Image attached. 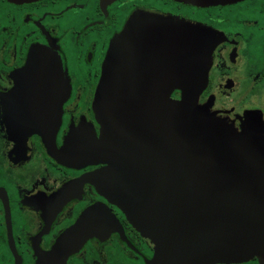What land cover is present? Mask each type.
Listing matches in <instances>:
<instances>
[{"label":"flooded vegetation","instance_id":"obj_1","mask_svg":"<svg viewBox=\"0 0 264 264\" xmlns=\"http://www.w3.org/2000/svg\"><path fill=\"white\" fill-rule=\"evenodd\" d=\"M134 12L211 31L216 43L198 103L238 129L245 114L264 123V0L208 7L174 0H0V264H59L48 256L57 239L97 205L116 222L66 264H147L153 258L151 244L98 191L92 175L105 165L83 155L100 136L94 98L109 42ZM169 41L138 22L139 81L163 84L173 75ZM35 49L58 57L63 77L22 76ZM60 82L63 95L51 86ZM56 151L67 153L68 165Z\"/></svg>","mask_w":264,"mask_h":264},{"label":"water","instance_id":"obj_2","mask_svg":"<svg viewBox=\"0 0 264 264\" xmlns=\"http://www.w3.org/2000/svg\"><path fill=\"white\" fill-rule=\"evenodd\" d=\"M174 1L208 7L241 0ZM139 21L155 27L167 44L174 40L169 52L173 75L166 83H144L135 75ZM215 43L208 29L134 12L110 40L102 64L94 98L100 136L83 155L91 164L105 165L92 178L153 247L147 264H231L254 258L264 264V123L245 114L238 129L198 103ZM22 76L63 77V72L58 57L35 49ZM51 86L65 93L62 82ZM175 91L178 99L171 98ZM54 156L68 165L67 153ZM114 222L105 206L86 209L48 256L66 264L68 256Z\"/></svg>","mask_w":264,"mask_h":264}]
</instances>
